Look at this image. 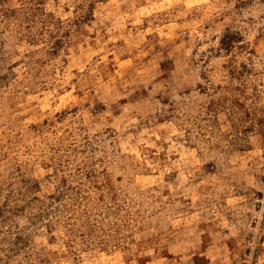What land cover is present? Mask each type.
<instances>
[{"label": "clouds", "instance_id": "9594fccd", "mask_svg": "<svg viewBox=\"0 0 264 264\" xmlns=\"http://www.w3.org/2000/svg\"><path fill=\"white\" fill-rule=\"evenodd\" d=\"M0 264H264V0H0Z\"/></svg>", "mask_w": 264, "mask_h": 264}]
</instances>
